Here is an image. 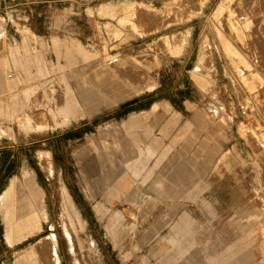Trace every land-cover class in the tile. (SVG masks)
<instances>
[{
	"label": "rangeland",
	"instance_id": "1",
	"mask_svg": "<svg viewBox=\"0 0 264 264\" xmlns=\"http://www.w3.org/2000/svg\"><path fill=\"white\" fill-rule=\"evenodd\" d=\"M14 182L2 235L40 220L0 264H264V0H0Z\"/></svg>",
	"mask_w": 264,
	"mask_h": 264
},
{
	"label": "bare ground",
	"instance_id": "2",
	"mask_svg": "<svg viewBox=\"0 0 264 264\" xmlns=\"http://www.w3.org/2000/svg\"><path fill=\"white\" fill-rule=\"evenodd\" d=\"M101 73H98V75H100ZM110 78L107 76L106 78H104V81L100 82V86L102 87L104 85V83L106 84V86H109V80ZM102 83V84H101ZM98 86V87H100ZM40 163L44 166L47 167L49 162H48V158L44 157V156H40ZM25 192L26 195L28 197L29 203L30 205H33L34 209L37 210V208H39V204H40V198H41V193H40V189L38 187L34 188L32 185V181L30 179H26L25 181ZM13 186V184L11 185ZM10 189H12V187H10ZM9 189V191H10ZM9 191L6 192V195L4 197L1 198V202L2 204L5 203V201L8 198L9 195ZM35 210H31L29 211V213H27L25 216H23L22 218L18 219L14 225L9 224V222L7 223V216L5 215V219H6V224L9 225L8 229H7V233L10 234L12 237H16L18 239L22 238L23 236L36 231L38 229V224H39V215ZM73 215L75 214L74 212H72ZM66 214V213H65ZM67 216L63 217V229L69 233L71 231H76V223L77 221L74 219V217L70 214L67 213ZM45 218V214H43V219ZM11 220H12V215H11ZM9 235V237H10ZM42 244L44 245V247L52 254V256L55 257V244H54V239L52 235L46 236L42 238ZM33 254V253H32Z\"/></svg>",
	"mask_w": 264,
	"mask_h": 264
},
{
	"label": "crops",
	"instance_id": "3",
	"mask_svg": "<svg viewBox=\"0 0 264 264\" xmlns=\"http://www.w3.org/2000/svg\"><path fill=\"white\" fill-rule=\"evenodd\" d=\"M57 39V38H56ZM71 42H72V45L73 46H75V47H79V46H81V45H79L77 42H75V41H73V40H71ZM82 54V56L83 57H86L87 56V53H84V52H82L81 53ZM155 108H153V110H154ZM121 143V151H125L126 152V149L128 148L127 146H126V144H130V142L129 141H127L126 139H123L122 140V142H120ZM129 155V154H128ZM115 174L113 173V172H109V170H107V172H106V180H112L115 176H114ZM15 183V182H14ZM14 183H12L13 184V186H11L12 184H10V183H6V185L4 186V187H2V189H0L1 191H0V207H8V206H10V203L8 202L7 203V201H8V198H7V200H6V203H4V204H2V202H1V198L2 197H4L5 195H6V192L7 191H9V189H10V187H12L13 188V191H14V189H16L15 187H16V183L14 184ZM33 185V184H32ZM25 187H26V185L25 184H22V186H18V190H19V194H18V192H17V195H18V197H19V201H22L21 203H22V205H24V202L26 201V202H29V200H28V197H27V195H26V192H25ZM33 187L34 188H36V186L35 185H33ZM37 189V188H36ZM40 189V188H39ZM11 191H12V189H10V191H9V195H10V193H11ZM8 195V196H9ZM72 203V202H71ZM73 205V204H72ZM25 206V205H24ZM26 206H27V204H26ZM28 206L29 207H33V205H30V203H28ZM30 209H28V211H29ZM31 211V210H30ZM27 213H29V212H27ZM6 214H9V213H6ZM0 227H1V224H0ZM6 236H3L2 235V233H1V231H0V246H2L3 244L6 246V247H9V248H11V247H14V246H17V244H19V242H16V243H14V244H11L12 242H11V240H12V236L10 235V234H8L7 233V226H6ZM9 235H10V237H9ZM27 235H29V234H27ZM27 235H25V236H27ZM24 237V236H23Z\"/></svg>",
	"mask_w": 264,
	"mask_h": 264
}]
</instances>
